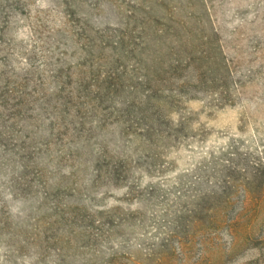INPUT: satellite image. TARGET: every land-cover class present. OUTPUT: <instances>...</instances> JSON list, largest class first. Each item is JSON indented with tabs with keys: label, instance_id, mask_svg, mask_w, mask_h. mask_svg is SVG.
<instances>
[{
	"label": "rangeland",
	"instance_id": "rangeland-1",
	"mask_svg": "<svg viewBox=\"0 0 264 264\" xmlns=\"http://www.w3.org/2000/svg\"><path fill=\"white\" fill-rule=\"evenodd\" d=\"M0 264H264V0H0Z\"/></svg>",
	"mask_w": 264,
	"mask_h": 264
}]
</instances>
